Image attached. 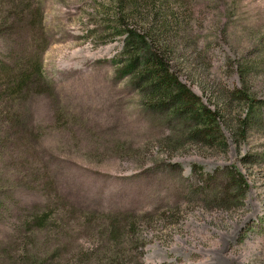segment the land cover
I'll return each instance as SVG.
<instances>
[{
  "label": "rangeland",
  "instance_id": "374dc122",
  "mask_svg": "<svg viewBox=\"0 0 264 264\" xmlns=\"http://www.w3.org/2000/svg\"><path fill=\"white\" fill-rule=\"evenodd\" d=\"M0 264H264V0H0Z\"/></svg>",
  "mask_w": 264,
  "mask_h": 264
},
{
  "label": "trees",
  "instance_id": "16d2710c",
  "mask_svg": "<svg viewBox=\"0 0 264 264\" xmlns=\"http://www.w3.org/2000/svg\"><path fill=\"white\" fill-rule=\"evenodd\" d=\"M129 39L128 61L120 67L122 77L135 76L144 85V95L150 99V104L157 108H166L170 103L176 106V115L184 111V115H190L193 119L202 120L201 125H212L215 122L214 114L205 111L203 115L199 111L192 109L193 95L180 84L175 74L156 55H144L146 49L150 47L146 36H139L131 31L124 32ZM25 75L20 77V83H26ZM204 109L203 107L201 108ZM205 110V109H204ZM182 115V114H181ZM180 115V116H181ZM196 120V121H197ZM209 122V123H207Z\"/></svg>",
  "mask_w": 264,
  "mask_h": 264
}]
</instances>
